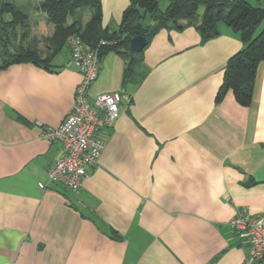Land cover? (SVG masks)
<instances>
[{
  "label": "crops",
  "instance_id": "1",
  "mask_svg": "<svg viewBox=\"0 0 264 264\" xmlns=\"http://www.w3.org/2000/svg\"><path fill=\"white\" fill-rule=\"evenodd\" d=\"M99 1L101 26L116 30L129 0ZM40 12L24 42L44 55L54 26ZM218 31L201 42L193 25L160 29L125 83V52L102 55L88 96L120 93L119 116L98 131L105 147L75 191L48 180L62 148L42 137L70 111L81 79L67 43L50 69L0 68V264L243 261L249 245L229 221L264 214V58L248 106L230 90L216 103L226 61L243 46L225 23Z\"/></svg>",
  "mask_w": 264,
  "mask_h": 264
},
{
  "label": "trees",
  "instance_id": "2",
  "mask_svg": "<svg viewBox=\"0 0 264 264\" xmlns=\"http://www.w3.org/2000/svg\"><path fill=\"white\" fill-rule=\"evenodd\" d=\"M158 3L159 0H129L118 28L110 31L101 26L99 0H37L38 8L54 26L52 35L46 39L47 52L42 55L24 42L26 15L13 0H0V68L31 62L50 69L51 60L66 43V37L77 34L89 45L99 47L100 58L111 50L125 52L131 59L124 73L125 83L132 79V64L140 60L142 52L129 49L133 35L144 36L147 45L160 29L181 30L193 25L199 31L201 42H205L218 34V23L223 22L239 34L243 46L227 59L215 102H220L230 90L237 103L248 106L257 65L264 58V8L252 5L250 0H167L163 9ZM83 9H91L84 23L80 12ZM69 17L72 20L68 24ZM100 41L105 43L99 44Z\"/></svg>",
  "mask_w": 264,
  "mask_h": 264
},
{
  "label": "built area",
  "instance_id": "3",
  "mask_svg": "<svg viewBox=\"0 0 264 264\" xmlns=\"http://www.w3.org/2000/svg\"><path fill=\"white\" fill-rule=\"evenodd\" d=\"M69 64L76 66L81 79L76 86L73 106L55 127H46L42 137L59 141L62 156L47 170L50 182H60L70 190H77L84 178L86 166H95L105 147L98 135L103 126L111 125L119 116L122 95L118 92L97 94L91 101L88 92L99 72V47L89 45L77 34L66 37ZM100 41L99 44H104ZM232 230L249 245L240 264H264V214L257 216L237 213L230 221Z\"/></svg>",
  "mask_w": 264,
  "mask_h": 264
},
{
  "label": "rangeland",
  "instance_id": "4",
  "mask_svg": "<svg viewBox=\"0 0 264 264\" xmlns=\"http://www.w3.org/2000/svg\"><path fill=\"white\" fill-rule=\"evenodd\" d=\"M13 2L20 9V11L24 12L25 14L29 16V19L26 21V24L33 25L34 18L35 17L39 18L41 12L37 6V0H13ZM165 4H166V0H161L159 2V7L163 9ZM201 9L202 8H199V11H201ZM90 12H91L90 9H86L84 11L83 16H85V13L89 15ZM69 20H70V17L67 19V21ZM64 49H66V46H64ZM0 62H1V57H0Z\"/></svg>",
  "mask_w": 264,
  "mask_h": 264
},
{
  "label": "water",
  "instance_id": "5",
  "mask_svg": "<svg viewBox=\"0 0 264 264\" xmlns=\"http://www.w3.org/2000/svg\"><path fill=\"white\" fill-rule=\"evenodd\" d=\"M146 45V38L142 35H133L129 40V49L133 52H140ZM131 59L128 60V64Z\"/></svg>",
  "mask_w": 264,
  "mask_h": 264
}]
</instances>
